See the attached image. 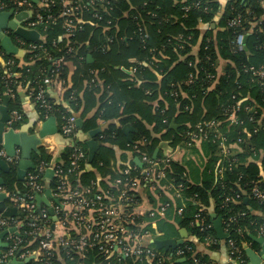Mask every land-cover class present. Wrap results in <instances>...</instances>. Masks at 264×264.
Returning <instances> with one entry per match:
<instances>
[{"label": "trees", "instance_id": "obj_1", "mask_svg": "<svg viewBox=\"0 0 264 264\" xmlns=\"http://www.w3.org/2000/svg\"><path fill=\"white\" fill-rule=\"evenodd\" d=\"M264 0H111L109 6L101 7L100 19L91 16L90 12L82 14V29L73 36H66L62 27V19L58 17L61 10L59 5L52 6L49 11L39 9L41 13L54 15L53 20L37 26L41 34L37 44L41 49L31 51L24 48L23 63L11 55L3 54L0 62V102L4 93L7 96L8 112L13 110L20 114L17 121L9 126L17 129L24 122L20 100L16 94L18 87L30 89L34 95L42 84V78L49 75L50 60L48 57H65V63L71 62L74 69L70 76L71 86L66 88L63 98L68 106L55 104L49 97L52 110L48 116L58 118L77 116L82 121V130L87 131L95 127V118L110 123L95 136L98 150L90 165L87 163V148L83 143L74 144L85 150L86 157L79 162L77 170L70 169V149H66L62 156V176L71 187L83 189L92 186L93 192L98 188H106L108 178L117 175L119 169L132 164L136 156L146 153L153 156L161 141H169L170 146L182 148L177 162L171 161L166 166L165 182L170 181L180 185L175 194L161 189L160 195L153 204L169 202V207L162 216H142L137 222L142 223L144 230L154 236V239H182L179 247H191L181 257L172 258L164 262H149L147 259L125 258L121 264H206L213 262L211 254L199 250L198 244L207 237L216 238L213 221L207 208L213 205L214 211L222 220L237 216L241 212L245 217L238 224L231 223L225 238L232 239L247 259L242 244L249 239L250 234H256L258 226L264 222V201L248 196L247 192H239L243 184L251 180L264 178V130L249 137L248 129L252 124L245 112L237 116L243 121L242 125L229 124L223 109L234 102L231 95L242 105H250L264 113V91L258 86L250 67L257 68L264 65ZM36 10L37 3H32ZM185 7L188 10L185 11ZM239 15L242 18L240 27L227 26L228 20ZM244 33V49L233 51L231 41L238 33ZM13 38L15 35L9 33ZM72 46L75 54H68L67 49ZM94 58L88 63L87 54ZM140 64L135 72H130L135 63ZM13 60L9 73L5 72L3 63ZM94 70V73L91 71ZM129 71L127 74L125 71ZM65 64L61 67L57 79L63 80L66 75ZM196 73L197 79L192 84H186L190 74ZM211 73L214 78L206 79ZM92 78L101 80L99 85L91 84ZM85 84V87L83 86ZM65 86V84H64ZM177 89L179 96L173 98L171 91ZM79 93L81 96H79ZM99 97L95 98V96ZM33 97V96H32ZM36 103V102H35ZM40 118L44 109L39 107ZM96 108L92 118H86L88 111ZM77 114V115H76ZM216 119L219 132L224 133L227 142L238 141L237 148L243 152L236 154L237 162L230 168L223 170L222 178L214 175V166L221 157L217 142L212 138L199 144L185 146L183 133L185 125H194L201 120ZM130 124L133 131L129 139L122 131L125 124ZM176 127H173L174 125ZM77 130V128H76ZM73 139V138H72ZM143 145H140L142 140ZM138 145L135 149L134 145ZM35 168L28 172H37V165L48 162V155L43 148L38 154L32 155ZM9 171L0 172L3 180L2 188L11 195L25 194L31 191L35 183L44 186V171L35 180L24 177L11 188L8 180L15 177L16 164L8 162ZM60 177L53 176L49 184L55 190ZM147 192L146 188L143 189ZM157 192V193H158ZM240 194L237 202H233L236 194ZM230 201H225L226 198ZM12 202V201H10ZM15 203V202H13ZM182 209L178 213V209ZM204 217V225L199 229L191 225L195 214ZM256 213H262L259 216ZM33 214H36L35 212ZM26 212L18 216L24 218ZM37 215V214H36ZM241 227L242 232H237ZM185 232L186 236L182 237ZM59 234L55 232V235ZM18 250H37L35 241L27 236L25 231L19 232ZM217 239V238H216ZM159 254L167 255V251L156 249ZM212 248V247H211ZM256 248V246H255ZM70 256V255H69ZM64 250H56L53 260L56 264H76ZM111 258V257H110ZM112 259V258H111ZM193 259H197L195 263ZM32 258L27 264H32ZM96 247L89 249L83 264H106ZM113 264L115 261L112 262Z\"/></svg>", "mask_w": 264, "mask_h": 264}, {"label": "built area", "instance_id": "obj_2", "mask_svg": "<svg viewBox=\"0 0 264 264\" xmlns=\"http://www.w3.org/2000/svg\"><path fill=\"white\" fill-rule=\"evenodd\" d=\"M111 0H37V8L34 10L31 0H0V10L13 9L14 13L21 11H31V16L23 20V26L28 29L37 30L38 25H42L47 21H51L54 18L53 14L41 13L39 9L44 12L54 5H59L61 10L58 17L62 19V27L66 36H73L76 31L82 29V14L84 12H90L91 16L100 19L99 11L103 6H109ZM185 11L188 7L184 8ZM242 25V18L237 15L234 18L228 20L227 26L240 27ZM38 31V30H37ZM39 32V31H38ZM10 31L4 30V35H10ZM40 34V32H39ZM244 33H238L231 41V48L235 51H241L244 49ZM18 48L25 50L27 48L31 51L41 49V44L35 42H27L18 36H14ZM41 39V34H40ZM4 50L0 47V62L4 54ZM68 54H75L76 50L69 46L67 49ZM50 60V72L49 75L42 78V84L46 87L39 86L33 99L39 104V107L44 109V115L41 120L48 118V112L52 110L50 102L46 98V91L52 87L56 82L61 84L62 80L57 79L61 67L65 64V57L62 55L58 58L48 57ZM136 65L132 66L130 72H135L137 65L140 63L133 61ZM13 64V60H6L3 63L5 72L9 73V67ZM249 71L254 77L258 86L264 91V65L257 68L250 67ZM94 73V70L91 71ZM214 75L211 73L206 74V79L211 80ZM197 79L196 73H192L186 79V84H192ZM91 84L99 85L101 80L92 78L89 81ZM7 93H11L8 89ZM171 96L177 98L179 91L174 89L171 91ZM234 102L231 105L226 106L223 109L225 118L229 124L242 125L243 121L237 116L241 112H245L248 115V121L252 124L247 131L249 137H252L258 129L264 130V113H259L254 107L250 105H242L240 101L236 100V95H231ZM10 119L7 122L9 126L12 122L17 121L20 118V114L13 110L9 113ZM61 122L58 125L59 133L71 140L76 131L77 117H61ZM219 123L216 119L201 120L194 125H185L183 133V141L185 146H192V144H199L201 141L212 138L213 142H217L221 153L220 159L217 160L214 166V175L217 179L222 178L223 170L230 168L231 164L236 163L237 152L241 153L243 150L237 148L238 141L227 142V137L224 133L219 132ZM145 140L140 142L143 145ZM138 145H134L136 149ZM70 149V169L69 171L77 170L80 160L86 157V152L76 145L67 143L66 149ZM182 148L180 146L171 147L170 151L163 153L159 150L155 157L146 153L136 156L139 161V165H129L119 169L117 175L113 178H108V186L106 188H98L94 192L92 186L85 187L83 189L73 188L69 185L68 181L61 175L63 170L58 164L52 167L53 176L60 177V181L55 190H50L52 197L59 198V204L49 200V207L53 210V215L49 214L47 208H40V212L37 211L36 195L42 194L45 189L44 186L37 183L31 186V191L20 195H11V199L15 202L17 214L14 217H3L0 214V232L10 227L16 226L18 223L22 224V230L25 231L27 236H30L37 245V250L31 252L29 249L22 248L18 250L20 238L18 235L10 233L5 237L7 247L0 252V264H6L11 258L17 260H24L29 256H34L35 259L32 264H56L53 260L54 252L57 250H64L65 253L71 256L76 264H83L86 252L96 247L100 255L107 259L106 264H121L125 258L134 259H147L149 262L161 263L165 260H171L172 258H179L184 255L185 251L191 250V247L179 245L170 250L167 255H162L156 252L150 243L154 239V236L147 230L143 229V225L137 222V219L142 216L155 217L162 216L166 209L169 207V202L157 203L156 205L149 200L148 192H144V188L147 191H156L161 189L164 191H172L175 194L179 192L180 185H175L170 181H166V166L181 153ZM0 156L4 157L7 162L16 164L18 158L6 157L3 150L0 149ZM35 168V167H34ZM50 168L49 163H39L37 165V172L26 173L29 180H35L39 177V174ZM239 192H247L248 196L257 200L259 203L264 201V178H257L251 180L248 184H243L240 188V184L236 183ZM160 189V191H161ZM156 196L160 195V192H156ZM240 194H236L233 202H237ZM153 198L154 200H156ZM231 200V199H230ZM227 197L225 201H230ZM182 209H178V213H181ZM22 212H26L24 218H20L18 215ZM36 214H33V213ZM54 216V219H52ZM263 217V214L261 213ZM240 219L237 216L229 217L222 220L221 224L223 230L227 236L229 226L233 222L238 224L245 213L239 214ZM204 217L202 215L195 214L191 220V225L204 229ZM257 231L261 236H264V222L261 223ZM55 232L59 234L55 235ZM237 232H242V228L238 227ZM206 240L213 243L214 239L207 237ZM229 249V257L232 260L238 261L244 264L246 260L242 254V251L237 247L232 239H227L226 242ZM69 256V257H70ZM112 259H111V258ZM195 263L197 259H193ZM30 262V261H29ZM206 264H219L215 261L208 262Z\"/></svg>", "mask_w": 264, "mask_h": 264}, {"label": "water", "instance_id": "obj_3", "mask_svg": "<svg viewBox=\"0 0 264 264\" xmlns=\"http://www.w3.org/2000/svg\"><path fill=\"white\" fill-rule=\"evenodd\" d=\"M32 3H36L37 0H31ZM246 0H242L244 2ZM31 16V11H21L19 13H14L13 9L9 10H0V47L4 50L6 55H11L19 60V63L22 62V58L25 54V51L21 48H18L12 42L10 35H4L3 31L8 30L12 32L13 35L20 37L21 39L27 42H37L40 39V34L35 29H28L23 26V20ZM245 40V38H244ZM89 60L90 56L87 57ZM10 119V115L7 109V100L0 105V149L3 150L6 157L12 158L16 156V148L20 149L18 160L16 163L15 177L17 180L21 181L25 177L27 171L34 169L35 165L32 160V153L38 154L41 138L45 136H54L57 138L59 143H65L63 137L60 135L54 116H49L45 120H42L40 125H38L37 132L31 135H28L26 131L28 130V124L21 127L19 130H16L7 125V122ZM38 120L33 122L31 126H35ZM82 125L81 120H77L76 127L80 128ZM174 125V124H173ZM173 127H176L175 125ZM99 129L93 130L89 133V139L84 141V144L87 148V163L90 165L95 158L96 152L98 150V144L94 140V137L99 133ZM122 131L129 139V134L133 131V128L129 124H125L122 127ZM78 141L72 142V144H77ZM159 150H162L163 153L170 151V143L168 141H162L159 143L158 147L153 153L155 157ZM135 163L139 165L138 159H134ZM62 164V160L59 157H56L53 161L49 162L50 168H47L45 171L48 176L53 174V169L55 165ZM9 171L8 162L4 157L0 156V172L6 173ZM3 184V180L0 177V185ZM51 191L46 188L43 190L42 194L36 195V205L37 211L40 212V207L42 204L48 205V200H52L54 203L59 204V198L52 197ZM8 200V196L5 192H0V214L3 217H14L17 214L16 207H10L5 204V201ZM49 214L53 215L52 208H49ZM209 213L213 212V205L207 208ZM215 214L212 216L214 217ZM54 219V216L53 218ZM221 218L217 217L214 221V226L219 236L221 233ZM22 224L18 223L16 226L10 227L6 230L0 232V252L2 249L7 247V242L5 237L7 234L13 233L18 235L19 231L22 229ZM182 237H185V232H181ZM225 236V234H223ZM226 237V236H225ZM253 238L260 245V250L253 251L248 248L246 245H243L245 253L248 258L246 264H261L264 260V238L263 237H254ZM152 243L156 249H163L167 251L168 249L174 250L178 245L183 243L182 239H153ZM34 256H29L24 260H17L16 258H11L6 264H27ZM179 262L183 259H179Z\"/></svg>", "mask_w": 264, "mask_h": 264}, {"label": "crops", "instance_id": "obj_4", "mask_svg": "<svg viewBox=\"0 0 264 264\" xmlns=\"http://www.w3.org/2000/svg\"><path fill=\"white\" fill-rule=\"evenodd\" d=\"M262 5H263V8H264V2H263ZM263 19H264V14H263ZM11 39H12V42L14 43V45H16L18 47V44H17L15 38L13 37ZM88 56H90V58H91L90 60L87 58ZM86 59H87L88 63H92L94 61V58L89 53L86 55ZM133 61H134L133 59H129L128 62L129 63H133ZM22 63H23V61L20 62V64H22ZM65 67H66L67 72H66L65 78L62 80V83L59 84V83L56 82L52 87H50V89L48 91L49 97L53 100V102L55 104L61 105L63 107L64 106H68L66 99L63 98V94H64L66 88H70V86H71V80H70L69 74L72 73V71L74 69V65L71 62H67V63H65ZM125 72L127 74L130 73L128 70L125 71ZM64 84H65V86H64ZM85 84L86 83L84 82V85H83L84 87H85ZM8 94H10V93H7V92L4 93V99H3L2 102H0V105H2L5 100H7ZM16 94H17V96H18V98L20 100L22 115H23V119H24V122L16 130H19L21 127L26 126L28 124L29 126L27 128L28 130L26 131V133L28 135L34 134V133L37 132L38 125H40V123L42 121L41 118H40V112H39V109L37 108L35 100L33 99L32 95H31L30 89H28L26 87H18L17 91H16ZM12 96H13V94H11V97ZM79 96H81L80 93H79ZM97 97H99V95L96 94L95 98H97ZM96 110H97V107L96 108L94 107L90 111H88V113L86 115V118H92L93 115H95ZM122 117H123L122 113H120V115L118 117V120H115V121H112V122L111 121L110 122H104V121H102L100 119L95 118V120H94L95 127L94 128L89 129L87 131H83L82 130V125H81L80 128H77V130L75 131L74 135L72 136L73 139L71 138V140L63 137L60 134L63 137V140L65 141V143H59L58 142L59 140L57 138H55L54 136H45V137L41 138L39 150L41 148H43L45 150V152L48 155V163L53 161L56 157H59V159L62 160V156H63V153L66 150L67 143L71 142V144H72V142L78 141V143H83L84 144V141L89 139V133L91 131L96 130V129H99L100 131H102L107 126V124H110V123H115V124L118 123L119 124V121H120V119ZM36 120H38V122L36 123L35 126L32 127L31 124L33 122H35ZM55 122H56V125H57V128H58V118L57 117H55ZM100 131H99V133H100ZM99 133H97V134H99ZM94 140H95V137H94ZM170 147H172V146H170ZM19 153H20V149L16 148V156H15L16 158H18ZM32 155H35V153H32ZM180 155H181V153L179 155H177V157L174 159L175 162H177L179 160ZM33 163H34V161H33ZM52 177H53V174L51 176H48L46 171L44 170V187H45V189L48 188L49 190H51L49 184L51 182ZM17 181L18 180L16 179V177H14V178H10L7 182H8L9 187L15 188L16 185H17L16 184ZM1 191L5 192L6 195L8 193L2 188V184L0 185V192ZM147 192H148L147 195H149L152 198H155V196L157 195L156 192H158V191L156 190V191H147ZM10 201H12V202H10ZM10 201L6 200L5 204L7 206H10V207H15V203H13L14 201L13 200H10ZM48 202H49V200H48ZM40 208H47L49 210L50 207H49V204L48 205L42 204ZM213 214H215L214 217L212 216ZM256 214L261 216V213H256ZM210 215L212 217V221H213L212 224H213V228L215 230V233L217 235L216 236L217 239L213 238L214 239L213 243H210V242H208L205 239L203 242L198 244L199 250H202V252H208L209 251V253L211 254V258L215 262H217L219 264H241L238 261L230 259V257H229L230 256L229 253H228L229 249H228L227 244L225 243V238L227 236H226V234H225V232L223 230L221 221H220V224H221V230L222 231H221L220 235H222V236H219L218 232L215 229L214 221H215V218H217L218 216L216 215V213L214 211V208H213V212L210 213ZM223 234H225L226 237L223 236ZM253 236L254 237H263L264 238V236H261L259 234V232L256 230V234H250L249 238H248L249 240L244 242L242 244V246L246 245L251 250L258 251V250H260V245L253 238ZM255 246H256V248H255ZM247 262H248V258L246 259V262L244 264H246ZM261 264H264V260L261 262Z\"/></svg>", "mask_w": 264, "mask_h": 264}, {"label": "flooded vegetation", "instance_id": "obj_5", "mask_svg": "<svg viewBox=\"0 0 264 264\" xmlns=\"http://www.w3.org/2000/svg\"><path fill=\"white\" fill-rule=\"evenodd\" d=\"M10 113V112H9ZM42 119V118H41ZM10 127V126H9Z\"/></svg>", "mask_w": 264, "mask_h": 264}]
</instances>
